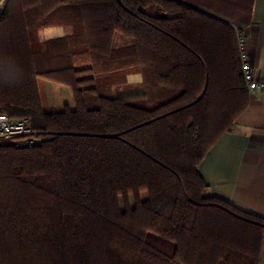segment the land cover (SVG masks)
Returning <instances> with one entry per match:
<instances>
[{"label": "trees", "instance_id": "obj_1", "mask_svg": "<svg viewBox=\"0 0 264 264\" xmlns=\"http://www.w3.org/2000/svg\"><path fill=\"white\" fill-rule=\"evenodd\" d=\"M248 97L233 26L177 0H8L0 113L39 143L0 144V264H260L264 217L198 168Z\"/></svg>", "mask_w": 264, "mask_h": 264}, {"label": "crops", "instance_id": "obj_2", "mask_svg": "<svg viewBox=\"0 0 264 264\" xmlns=\"http://www.w3.org/2000/svg\"><path fill=\"white\" fill-rule=\"evenodd\" d=\"M236 25L246 33L251 68L264 79V0H177ZM75 97L80 91L74 89ZM211 195L264 217V95L249 94L235 118L199 163ZM264 264V241L262 258Z\"/></svg>", "mask_w": 264, "mask_h": 264}, {"label": "built area", "instance_id": "obj_3", "mask_svg": "<svg viewBox=\"0 0 264 264\" xmlns=\"http://www.w3.org/2000/svg\"><path fill=\"white\" fill-rule=\"evenodd\" d=\"M8 0H0V14ZM238 52L240 68L245 88L249 94L264 95V79H259L251 68L246 33L236 25H232ZM37 137L32 134L31 120L27 117H10L0 113V144L36 145Z\"/></svg>", "mask_w": 264, "mask_h": 264}, {"label": "rangeland", "instance_id": "obj_4", "mask_svg": "<svg viewBox=\"0 0 264 264\" xmlns=\"http://www.w3.org/2000/svg\"><path fill=\"white\" fill-rule=\"evenodd\" d=\"M61 34H63V28L61 27H50L41 32L42 37H53ZM139 77V75H131L130 79L132 81H137ZM39 89L45 111L62 110L65 108L66 104L70 108H74V101L76 98L74 89L42 78L39 79ZM78 90L79 89H76L77 92ZM133 97L136 98L137 96H132V98ZM142 196H145V192L142 193ZM130 204H132L131 199Z\"/></svg>", "mask_w": 264, "mask_h": 264}]
</instances>
